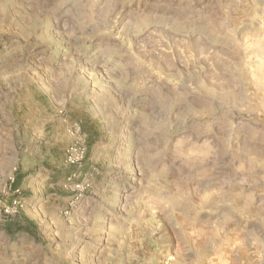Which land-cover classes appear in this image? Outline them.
<instances>
[{"label": "rangeland", "instance_id": "obj_1", "mask_svg": "<svg viewBox=\"0 0 264 264\" xmlns=\"http://www.w3.org/2000/svg\"><path fill=\"white\" fill-rule=\"evenodd\" d=\"M0 264H264V0H0Z\"/></svg>", "mask_w": 264, "mask_h": 264}, {"label": "built area", "instance_id": "obj_2", "mask_svg": "<svg viewBox=\"0 0 264 264\" xmlns=\"http://www.w3.org/2000/svg\"><path fill=\"white\" fill-rule=\"evenodd\" d=\"M78 148L76 146H72L69 150H68V157H67V161L69 162H74V161H78L81 159V156L75 155V153H77Z\"/></svg>", "mask_w": 264, "mask_h": 264}]
</instances>
